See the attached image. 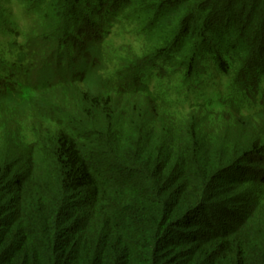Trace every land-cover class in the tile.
<instances>
[{"label": "trees", "instance_id": "trees-1", "mask_svg": "<svg viewBox=\"0 0 264 264\" xmlns=\"http://www.w3.org/2000/svg\"><path fill=\"white\" fill-rule=\"evenodd\" d=\"M39 1L61 52L39 70L40 88L62 76L86 78L100 60L98 41L123 17L143 27V62L152 57L192 78L209 58L221 73L233 67L246 86L264 79V0ZM73 38L74 58L61 47ZM95 133L94 147L106 148ZM196 133L173 165L159 164L156 177L142 173L145 157L136 152L112 180L100 177L61 128L19 155L0 145V264H264L263 199L233 197L242 214L227 225L210 214L222 209L218 183L244 153L231 165L203 160Z\"/></svg>", "mask_w": 264, "mask_h": 264}, {"label": "rangeland", "instance_id": "rangeland-1", "mask_svg": "<svg viewBox=\"0 0 264 264\" xmlns=\"http://www.w3.org/2000/svg\"><path fill=\"white\" fill-rule=\"evenodd\" d=\"M38 2L0 0L1 146L19 155L31 146L38 148L35 145L44 136L61 128L75 137L100 177L112 180L118 174L120 178L119 170L129 167L125 156L136 152L145 157L147 166L139 168L142 173L156 177L159 164H174L194 128L203 140V160L231 165L230 159L238 153L245 155L218 183L224 194L219 197L221 210L230 217L214 208L210 214L227 225L242 214V201L234 202L233 197L264 200V79L255 78L253 85L246 86L233 67L229 74L221 73L209 58L192 78L152 57L143 62L149 54L143 27L135 17H123L109 24L104 39L98 41L100 60L86 78L58 74L60 80L40 88L39 70L51 62L55 65L61 52H57L59 36L48 31L47 11L40 13ZM76 2L75 7L86 5L83 0ZM75 41L61 46L72 58ZM97 131L102 140L96 144L106 148L92 144ZM105 155L111 157L105 160Z\"/></svg>", "mask_w": 264, "mask_h": 264}]
</instances>
